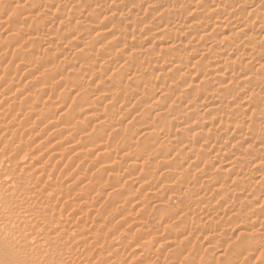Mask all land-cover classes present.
<instances>
[{
    "label": "rangeland",
    "instance_id": "rangeland-1",
    "mask_svg": "<svg viewBox=\"0 0 264 264\" xmlns=\"http://www.w3.org/2000/svg\"><path fill=\"white\" fill-rule=\"evenodd\" d=\"M0 70L82 264H264V0H0Z\"/></svg>",
    "mask_w": 264,
    "mask_h": 264
},
{
    "label": "bare ground",
    "instance_id": "bare-ground-1",
    "mask_svg": "<svg viewBox=\"0 0 264 264\" xmlns=\"http://www.w3.org/2000/svg\"><path fill=\"white\" fill-rule=\"evenodd\" d=\"M226 20H227V18H226ZM3 93H4V91H3ZM0 94H2V93H0ZM24 100H25V98H24ZM11 103H13V102H11ZM12 107L13 106H11V105L9 106L10 109H12ZM3 109L2 110L0 109V145L6 143V145L8 147H6V148H4V150H2L3 149L2 147L4 146L3 145V146H1L2 151H0V264H43L46 261L47 262L50 261L51 257H53V256H54V260H55L57 255L62 256L63 260L65 259L66 262L67 261L69 262V264H75V261H77L76 264L77 263L82 264V261L80 262L77 259V257L79 258L80 253L79 254L76 253L77 251L75 252L73 250V246H74V249L76 247L79 248L77 245L78 244L81 245L82 243L86 244L89 241L90 237L82 240L83 242H81V239H79L78 237L80 234L82 235L84 233H82V231L76 229V228H78V226L75 229L73 228L74 230L72 229L71 231L70 230L69 231H61L62 229L61 228L59 229V227H56V226H54V228L52 227V229H50L51 225H50V218H48V216H49L48 213H51V211H53V207H51L48 204L51 203L52 201L47 203L48 202L47 198H46L47 196H45L42 193L43 190H39L38 189L39 187L37 188L38 189L37 190L32 185L33 180L31 178L32 176H30L31 173H30V175L29 174L26 175V172L29 169L30 170L33 169L35 172L37 170L40 172H43L46 169V165L45 164L42 165V161H41L40 166H36L33 163V161L35 159L33 157L34 155L32 152L34 149L32 150V147H31L32 151L30 152L29 149H26L27 151H25V149H24L25 147L21 146L20 144H17V145L12 146V147L10 146L11 144L12 145L14 144L13 141L15 142V139L18 137L17 134L19 135L20 129H19V131H15V129L14 130L12 129V127L18 123L17 121H15L16 119L14 117H13V119H15V120L13 123H9V124L5 123V121H6L5 118L10 115V111H7L6 109L3 110ZM13 109L15 110L14 107H13ZM23 123H26V122L24 121ZM34 123H36V122H34ZM12 124H13V126H12ZM19 125H21V123H19ZM21 126H24V125H21ZM25 126H26V124H25ZM54 126H56V125H54ZM23 129H24V127H23ZM30 132L31 131L29 130L28 133H30ZM10 135H11L12 140L7 139V137H9ZM19 138H20V136H19ZM20 141H18V142H20ZM22 145H23V143H22ZM39 145H41V144H39ZM60 145H62V142ZM65 145H67V144H65ZM28 148H30V147H28ZM61 148H62V146H61ZM56 149H57V147H56ZM63 150H65V149H63ZM8 151H9V155H6L5 153ZM50 151H49V153H50ZM58 151L56 152V150L54 151V149H53V151L48 155L50 160L59 157L61 152L59 154ZM31 158H32V160H31ZM34 166H36V169L34 168ZM33 170H32V172H33ZM51 187H52V185L49 188H51ZM46 188H43V189H46ZM49 188H47V189H49ZM44 192H46V190ZM59 212H60V214H63V212L62 213H61V211H59ZM50 217L53 218L52 216H50ZM60 218H61V216H60ZM53 220L55 221V219H53ZM58 220H60V219L58 218ZM56 225H58V224L56 223ZM77 225H79V224H77ZM84 226L85 225L83 224V228L86 227V226L85 227ZM66 230H68V229H66ZM66 234H67V236H66ZM64 236H66V237H64ZM76 240H78V241H76ZM69 241H71V242H69ZM92 244L95 245V243H92ZM168 245H170V244H168ZM41 252L46 253V255L41 256ZM55 253H56V255H54ZM48 254H49V256H48ZM110 256H112V255H110ZM106 258L107 259H104L105 260L104 264L110 262V261H108L109 256ZM117 262H118V259H117ZM114 264H119V263H116V261H115Z\"/></svg>",
    "mask_w": 264,
    "mask_h": 264
}]
</instances>
